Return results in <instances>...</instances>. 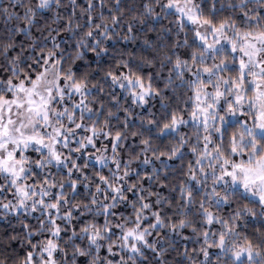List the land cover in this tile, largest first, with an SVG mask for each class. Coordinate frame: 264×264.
<instances>
[{
    "label": "snow or ice",
    "instance_id": "obj_1",
    "mask_svg": "<svg viewBox=\"0 0 264 264\" xmlns=\"http://www.w3.org/2000/svg\"><path fill=\"white\" fill-rule=\"evenodd\" d=\"M0 264H264V0H0Z\"/></svg>",
    "mask_w": 264,
    "mask_h": 264
}]
</instances>
